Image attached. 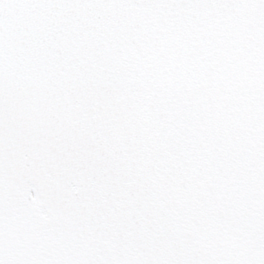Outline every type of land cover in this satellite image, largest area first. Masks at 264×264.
<instances>
[{"label": "snow or ice", "instance_id": "obj_1", "mask_svg": "<svg viewBox=\"0 0 264 264\" xmlns=\"http://www.w3.org/2000/svg\"><path fill=\"white\" fill-rule=\"evenodd\" d=\"M0 264H264V0H0Z\"/></svg>", "mask_w": 264, "mask_h": 264}]
</instances>
